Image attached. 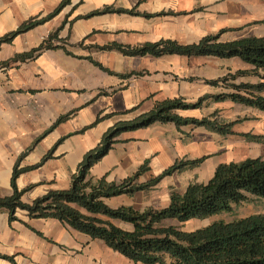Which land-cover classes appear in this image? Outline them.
I'll use <instances>...</instances> for the list:
<instances>
[{"label": "crops", "instance_id": "0c3cea01", "mask_svg": "<svg viewBox=\"0 0 264 264\" xmlns=\"http://www.w3.org/2000/svg\"><path fill=\"white\" fill-rule=\"evenodd\" d=\"M61 1L0 0V37L29 19L46 16ZM107 5L135 8L138 13L115 11L85 17ZM61 24L59 37L66 39L70 54L65 48H51L32 59L0 65V194L12 193L11 176L17 161L20 168L39 164L17 178L20 189L32 185L22 196L29 203L50 189L69 188L85 153L97 146L118 120L148 112L157 101L166 98L183 97L194 102L204 94L218 93L223 89L206 84L205 79L251 67L239 57L127 56L96 45H137L162 38L194 43L224 29L220 36L223 41L264 36V0H71L51 19L18 34L11 42L2 43L0 63L38 46ZM133 71L143 74L119 75ZM241 79L259 81L255 76ZM130 109L126 114H114L90 126L99 113ZM215 110L227 120L248 117L235 125L238 132L264 133V126L260 125H264V111L231 101L208 99L199 108L177 112L200 118ZM65 114L69 117L51 128ZM117 139L110 151L91 167L89 175L93 179L105 175L106 180L119 182L148 159L150 170L141 176L142 182L161 173L178 158L206 159L200 166L165 176L154 187L133 196L106 198L111 207H165L173 189L182 193L191 182H207L220 163L234 161V150L236 155L264 158L262 143L235 135L224 141L204 127L179 128L171 122L124 131ZM252 149L259 153L251 154ZM15 215L17 218L10 220L8 211L0 209V264H145L134 262L103 240L91 239L57 218L30 217L22 209Z\"/></svg>", "mask_w": 264, "mask_h": 264}, {"label": "trees", "instance_id": "16d2710c", "mask_svg": "<svg viewBox=\"0 0 264 264\" xmlns=\"http://www.w3.org/2000/svg\"><path fill=\"white\" fill-rule=\"evenodd\" d=\"M70 1L62 0L46 16L23 22L17 29L0 37V46L4 42H11L18 34L51 19ZM115 11L138 13L135 8L118 9L107 5L91 11L85 17ZM63 24L50 32L38 46L15 54L0 65L7 66L13 62L32 59L45 49L59 47L66 49V39L59 37ZM224 30L216 34H208L194 43H181L175 39L162 38L137 45L118 42L96 45L99 49H114L127 56L159 57L166 54H180L221 58L239 57L251 67L237 69L234 72L229 71L221 77L205 79L206 84L223 89L218 93L204 94L194 102L187 101L183 97L166 98L157 101L148 112L131 119L118 120L107 129L97 146L85 153L67 189H50L31 203L23 201V194L30 190L32 185L20 189L17 178L20 173L39 164L20 168L17 161L11 176L12 193L5 196L0 194V209L8 211L10 220L17 218L15 214L19 209L26 210L30 217L57 218L63 224L87 234L91 239L103 240L109 247L136 263L264 264V213H254L232 220L218 219L192 230H185L182 227V223L190 219L220 214L232 210L235 203L250 201L253 197H264V158L262 156L220 163L207 182H191L182 193L173 189L169 204L162 208L149 206L137 209L133 205L124 204L111 207L105 199L121 194L133 196L138 191L148 190L165 176L200 166L206 156L178 158L161 173L142 182L141 176L150 170L148 159L139 166L137 171L119 182L108 181L105 175L98 179H93L89 175L91 167L110 151L122 132L147 127L155 122H171L179 128L183 125L204 127L223 136L235 135L248 142L264 144V133L238 132L234 129L237 123L248 117L227 120L220 116L219 110L200 118L183 116L177 112L179 109L199 108L208 99L231 101L264 111V36H248L223 41L220 40V36ZM66 51L70 54L67 49ZM95 64L104 68L99 62ZM107 71L113 73L109 69ZM132 74L141 75L143 72L133 71L119 75L127 77ZM248 76L258 77L259 81L249 82L241 79ZM131 110L99 113L90 126L114 114H126ZM68 117L69 114L60 116L51 128ZM23 155L24 153L20 158ZM45 158L46 156L42 161ZM169 219L181 224H166L165 221ZM115 221L131 225V227L117 224ZM3 257L13 260L11 256Z\"/></svg>", "mask_w": 264, "mask_h": 264}, {"label": "rangeland", "instance_id": "374dc122", "mask_svg": "<svg viewBox=\"0 0 264 264\" xmlns=\"http://www.w3.org/2000/svg\"><path fill=\"white\" fill-rule=\"evenodd\" d=\"M243 112V110H242ZM241 112V113H242ZM260 125L264 126L263 123H261ZM206 129V128H205ZM208 130V129H206ZM211 131V130H208ZM218 135V137H223L224 141L227 138V136H223L217 132H214ZM225 137V138H224ZM219 141H218V145H219ZM225 144V142H224ZM251 154L257 155L258 149H252ZM235 150L233 151V156H234V161H240L242 159H245L247 157L246 156H242L241 153L239 154H234ZM254 213H264V197H253L250 201H245L242 203H235L233 204V208L230 211H225L222 212L220 214H214L212 216L206 217V218H193L190 219L184 223H182V227L185 230H192V229H196L199 227H203L206 226L208 224H210L211 222L218 220V219H225V220H232L234 218H238V217H245L248 216L250 214H254ZM166 224H178V222L176 220L170 219V220H166L165 221ZM126 226L127 225H123Z\"/></svg>", "mask_w": 264, "mask_h": 264}, {"label": "built area", "instance_id": "2783aa9c", "mask_svg": "<svg viewBox=\"0 0 264 264\" xmlns=\"http://www.w3.org/2000/svg\"><path fill=\"white\" fill-rule=\"evenodd\" d=\"M21 264H26V262H22Z\"/></svg>", "mask_w": 264, "mask_h": 264}]
</instances>
